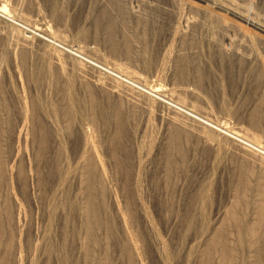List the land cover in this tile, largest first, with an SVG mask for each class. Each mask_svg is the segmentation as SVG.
<instances>
[{
    "label": "bare ground",
    "instance_id": "6f19581e",
    "mask_svg": "<svg viewBox=\"0 0 264 264\" xmlns=\"http://www.w3.org/2000/svg\"><path fill=\"white\" fill-rule=\"evenodd\" d=\"M39 2L53 27L40 20ZM20 6L0 0V264H22V245L27 264H52V258L55 264H149L148 257L155 264H264V142L242 126L221 127L196 91L149 85L125 63L80 43L73 49L65 32L69 23L80 35L91 27L114 52L140 51L152 60L147 70L164 72L166 62L176 77L190 70L198 84L214 87L220 107V82L236 73L234 99L254 95L243 106L254 120L264 115V0H25ZM102 93L119 107L99 105L94 98ZM155 108L170 115L162 118ZM102 113L114 130L107 135ZM113 142L123 158L113 154ZM202 151L215 177L211 190L225 170L236 197L247 193L248 204L232 195L230 208H212V220L206 218L202 188L209 183L192 178ZM110 161L121 171L117 185ZM241 174L254 187L242 185ZM158 177L165 184L160 190L177 202L195 194L177 212L164 215L165 205L157 214L165 238L142 189ZM28 182L36 184L33 193ZM24 206L46 220V229L50 218L56 221L58 250L49 234L33 243L26 229L21 241Z\"/></svg>",
    "mask_w": 264,
    "mask_h": 264
},
{
    "label": "rangeland",
    "instance_id": "374dc122",
    "mask_svg": "<svg viewBox=\"0 0 264 264\" xmlns=\"http://www.w3.org/2000/svg\"><path fill=\"white\" fill-rule=\"evenodd\" d=\"M18 1H19V6L23 3L20 7L25 9V0H18ZM38 6H39V10H40V12H39L40 16H42V18H43L40 20H42L44 23H47V22L49 23L50 19H49V17H47V12L45 10L44 4L42 2H39ZM36 19H38V17ZM49 25L53 27L52 22H50ZM85 31L88 33V35L77 34L78 31L75 32V30L73 29V27L71 28V24L69 23L65 28V32L67 34V39L70 41L68 45L70 47H72L73 49H75L76 48L75 45L80 43L81 45L84 46V49H94L95 51H97L99 53V55H101L103 57L113 59L116 62H119L122 64L125 63L127 65V66L126 65L125 66L129 67L130 70H133L137 73L143 74V76L146 78V81L149 85L154 84V83H160V84H166V85H168V87H174V88L179 87V88H186L189 90L196 91L199 95H201L204 102L207 103L206 107H208L209 110L213 114L212 119H216L217 123L221 127L229 128L232 126L233 127L234 126H242L246 129H249L252 132H254L258 136L257 138H258L259 142H264V115H260L258 118L254 117V120H252V116H249L248 112H244V109H243V106H245L248 102H250L253 99L254 95L252 93L246 94L245 96H242L237 102L234 99L236 91H237V85H238V77H237L236 73H234V77H231L230 79H224L223 81L220 82L221 86L223 88V95H224L223 107H226V109L228 110L227 113H225V112L220 113L219 110L223 107H220V105L218 104L217 91L214 89V87L211 84H208L205 82L198 84L196 81H194L192 79V73L190 70H188V74L185 77L179 78V77H176L174 75V74H177V72L174 69V66L172 65L173 63L166 62V68H165L164 72L155 71V68L148 69L149 70V72H148V70L145 69L144 64L146 63L147 66H149L152 63V60L147 61L144 57H142L140 51H137V52L135 51L133 53H129V52L123 51L122 49H119V52L118 51L114 52L111 48L108 47L107 41L105 39H103L99 33L93 32V28L90 27V28H88V30H85ZM154 72H156V73H154ZM85 76H87V78H89V79L92 78L91 75H85ZM94 76H96V75H94ZM46 93L49 97L52 96L51 90H48V92L46 91L45 94ZM94 99L102 107H105L106 105H108V106L112 107L113 110H115L117 107H119V105L116 103L115 100H113L111 98H107L103 93L98 94L97 96H95ZM153 111H154V113L158 114V116H160V117L162 116V118L163 117L166 118L167 115L168 116L170 115L166 111V109H163V108H161V109L155 108ZM103 112H105V111H103ZM98 113H99V111H98ZM214 116H216V118ZM100 119L101 120L99 121V123L102 126V123L103 122L105 123V120H106L105 115L103 113L100 116ZM123 121L125 123L124 118H123ZM255 121L257 123L254 124ZM151 122L156 129H159L160 122L158 120H156L155 117L152 118ZM251 123H253V125ZM106 125L107 126L104 127L105 130L103 132H101L102 135L103 134L107 135V133L109 134V133H112L114 131L113 126L111 124H109L108 121H107ZM99 129H100V131L103 130L102 127L100 128V126H99ZM92 132H93V130L90 129L89 133H92ZM150 135L154 137L155 133H151ZM109 137H110V135H109ZM109 137H108V140H109ZM110 141H111V139H110ZM105 142H107V140ZM114 143L115 142H113V145H112L113 154L115 153L114 155L116 157L118 156L120 158H123V154H119L120 153L119 152L120 147H118L116 145V143L115 144ZM100 154L103 158L108 159V155H106V153L104 151H101ZM197 156H198V154H197ZM196 159H197V163L195 161V167L192 168V171L194 173L192 178H193L194 182L196 181L198 183V185H200L202 183H204V185L206 183H209V186L207 188H205V187H203V188L201 187V188H202V190H205L204 193L207 195L206 206H205L206 207V209H205L206 210V218L212 220V218H213V216H212L213 212L211 211L212 208H215L217 206H225V205L230 208L231 204L228 205L229 204L228 202H230V200L231 201L233 200L231 198V196L232 195L234 197L237 196L236 188L233 187L234 186V179L227 171L223 170L221 172L220 176L219 177L217 176L216 183L218 184V187L216 189H214V187H213L211 190V184L212 183L210 180H215V177L212 176V173H211L212 171L210 170V168H208V162H209L208 155H207V153H205V151H202L201 155H199L198 158H196ZM117 169H118V167H116V165H114L112 161H110V163H108L107 170H108V173L110 174V176H112V181H113L112 183H115V185H117L116 180H118V178L121 179V175L119 174V173H121V171H119V169L118 170ZM118 171H119V173H118ZM32 174L35 176L36 170L33 169ZM256 175H258V174H256ZM241 176L243 178V179H241L242 185L250 184L251 187H254L253 183H250L251 182L250 176L245 177L243 174H241ZM247 178H249V179H247ZM193 181H190L188 183V186L192 185ZM157 182L151 183V185L153 187L157 188L156 190L153 187H151V185L148 187L147 184L142 189H143V192L145 195L144 200H145L146 207H148L149 214L151 215V217L154 220V224H155V227L157 229V232L160 235V237L165 238L166 234L163 231L164 228H163L161 221L159 219H157V214L159 212H162L160 210L165 205H169V211L167 213L162 212V213H164V215L168 216L170 214L177 212L178 209L183 208V205L186 203V201H187V205L190 202H193V200L195 199V194L190 193V194H188L187 198L184 197L182 200H180L178 202H177V199H175V198H177V195H176L174 197V199L176 200V202H175V200L172 198L170 193L162 192V190H160V189H165L164 187H162L165 184H163L161 178L158 177ZM11 184H12L11 188H12L13 192H16L14 180H11ZM154 184H156V185L154 186ZM167 185H169V184H167ZM35 187H36V184H34V182H28L27 183V188H29L28 189L29 192L33 193L35 191ZM244 187H245L244 190H246L247 186H244ZM169 188H171V187H169ZM148 193H150V194H148ZM159 193H160V195H159ZM157 195L159 198H156ZM210 196H212V199L210 198ZM236 198L245 204H248L249 203L248 201H250V197L247 193L245 195L246 199H242V198H238V197H236ZM234 202H235V200H234ZM177 204H178V206H177ZM172 205H173V207H172ZM239 207H241V206H239ZM242 209L243 210L245 209L247 211V205L243 206ZM174 210H175V212H174ZM31 211L28 210L25 206L19 210V213H18V224L19 225L18 226H19L20 230H22V232H23V237H22L21 241H23V239H25V237H26V233H25L26 229L29 230V231H27L28 232L27 235L29 234L28 238L33 243H43V241H44V240H42V239H44L43 236L45 234H49V237H50L49 238L50 239L49 244L53 247V249L57 247L56 250H58L60 248L61 241H60V235H59L60 231L57 228V225L55 226V224H57V223L54 224V222H56V221L53 220L52 218H50L48 220L50 229H46V224H47L46 220L41 218L42 216L39 213H37L34 209ZM171 212H173V213H171ZM43 227H45V228H43ZM55 242H56V244H55ZM20 251H19V253H21L20 256L22 255L21 256L22 264H27V260L25 259V256L27 254L26 247H24V245H22L20 248ZM6 257H8V255H6ZM34 257H36V256H34ZM54 261L55 260L52 258V264H55ZM146 262L149 264H155V262L152 259H149V257L147 258ZM8 263L10 264V262L7 261V264Z\"/></svg>",
    "mask_w": 264,
    "mask_h": 264
}]
</instances>
